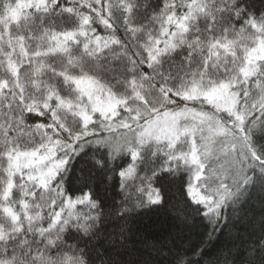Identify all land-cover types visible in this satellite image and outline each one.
Wrapping results in <instances>:
<instances>
[{
  "label": "snow or ice",
  "instance_id": "obj_1",
  "mask_svg": "<svg viewBox=\"0 0 264 264\" xmlns=\"http://www.w3.org/2000/svg\"><path fill=\"white\" fill-rule=\"evenodd\" d=\"M258 140L264 11L243 0H0V264H96L87 249L101 202L64 182L88 146L103 156L86 179L127 155L121 191L140 181L136 202L115 212L121 240L128 214L161 202L160 172L187 174L210 238L242 185H264Z\"/></svg>",
  "mask_w": 264,
  "mask_h": 264
},
{
  "label": "trees",
  "instance_id": "obj_2",
  "mask_svg": "<svg viewBox=\"0 0 264 264\" xmlns=\"http://www.w3.org/2000/svg\"><path fill=\"white\" fill-rule=\"evenodd\" d=\"M243 3L257 16L264 11V0ZM258 142L264 144V140ZM93 155L100 158L103 150L88 146L75 156L64 182L69 192L79 194L81 189H90L101 202L103 215L98 235L87 249L96 264H174L181 253L191 256L192 264H264V249L260 247L264 242V185L256 181L242 185L241 194L223 209L224 218L209 238L208 220L201 214L202 209L195 211L199 206L185 191L187 174L160 172L154 186L160 190L161 202L145 204L128 214L127 233L121 240L116 230L120 218L115 212L124 198L130 197L129 206L136 202L140 181H130V187L121 191L118 172L130 163L127 155L112 162L107 171L94 172L86 179L85 170L95 163ZM153 166L146 160L140 165V176ZM257 172L250 171V175ZM200 247V255H193Z\"/></svg>",
  "mask_w": 264,
  "mask_h": 264
}]
</instances>
